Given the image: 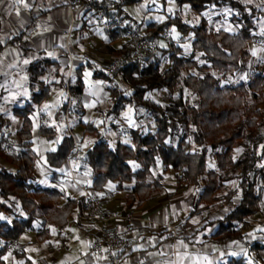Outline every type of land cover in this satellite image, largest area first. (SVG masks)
<instances>
[{
	"label": "trees",
	"instance_id": "1",
	"mask_svg": "<svg viewBox=\"0 0 264 264\" xmlns=\"http://www.w3.org/2000/svg\"><path fill=\"white\" fill-rule=\"evenodd\" d=\"M144 0H81L85 13L101 14L102 18L111 20V25L106 29L110 42H115L123 37L127 31L141 32L142 24L135 23L124 12L123 8L130 5H139ZM179 6L189 5L194 12L203 13L208 7L217 9L225 8L237 10L242 16H231L232 22L237 23L236 34L225 30H215L209 26L206 19L202 18L197 25H190L180 17L167 16L164 20L150 21L142 31L145 35L135 39V45L140 40L156 42L164 34H171L175 29L181 37L190 40L191 55L185 56L179 45L174 42L166 44V48L159 47L156 52L147 51L143 62L147 68L142 70V80L134 82L135 89L131 98L124 96L118 89L111 87L112 80L101 72H93L92 78H102L107 82L105 90L118 96L117 103L112 107L107 116H118L126 107L144 110L155 124V132L142 134L139 129L130 130L134 147H129L120 142L116 144L113 152L107 142L96 141L84 152L83 161L90 170V188L101 191L108 183H116L119 188L124 184H131L132 188L127 195L128 201L137 200L138 205L143 204L152 190H161L160 181H150L151 167L159 159L164 170L175 173L178 184H190L200 189L194 199L190 213L193 214L197 205L218 201L217 193L227 189V182L238 180V196L235 189L227 190L223 201L230 212L223 218L208 222L215 226L209 237L214 244L237 241L247 245L249 255H257L264 251V241L246 242L247 233L244 229L248 225L247 219L255 216L260 211V199L255 191L257 180L264 182V167L258 168L259 152L264 155V112L259 109L264 106V72L255 71L247 84L222 85L216 74H238L252 54L249 44L256 41L259 36L255 33L254 16H261L264 11L252 5L241 3L239 0H174ZM248 11L250 12V17ZM125 22L124 27L117 23ZM132 43V41H129ZM136 46L123 47L113 50L115 57L128 59ZM157 52L167 55L168 66L162 69L157 58ZM198 57L195 58V55ZM141 61L136 60L118 69L123 72L126 83L132 71L140 70ZM85 68L91 69V63H84L76 69L75 83L69 85L71 96L78 100L82 94L84 84L82 73ZM29 79L33 83L44 76L46 68L43 63H33L29 67ZM137 83L146 87H137ZM60 87L65 90L64 81L61 79ZM184 88L196 96L201 97L194 103L172 102L167 105L160 104L146 95L154 90H166L173 94L178 88ZM50 87L41 85L39 93H32L30 102L23 108H15L12 113L22 119L21 128L16 135L19 141L26 144V149L7 153L0 140V157L6 160L14 172L0 171V198L16 201L24 218H15L11 222H0V264H6L4 257L12 251L19 253L13 246L20 236L32 227L35 220H42L43 235L47 234L45 227H55L63 230L68 225L70 215L74 210H82V199L66 198L62 201V194L57 189L42 188L33 185L35 163L37 155L31 148L32 122L30 114L32 106L41 104L49 97ZM57 113L59 118L65 108L66 102ZM4 122V123H3ZM6 122L0 118V136ZM176 124L193 127L192 141L200 151L191 152V142L181 138L173 147L165 144V140L172 135ZM38 135L46 141H53L57 136L54 127L41 124ZM95 128L91 124L85 125L84 132L93 133ZM246 131L248 132L246 134ZM247 141L241 157L235 159L234 150ZM214 151L216 159L215 169H207L206 150ZM74 151V142L70 135H64L55 151L45 156L49 168H61ZM129 162L139 165L137 171H132ZM6 208L0 202V209ZM9 208H6V212ZM28 263V262H27ZM226 264H247L240 258H232ZM255 264H264L260 260Z\"/></svg>",
	"mask_w": 264,
	"mask_h": 264
},
{
	"label": "crops",
	"instance_id": "2",
	"mask_svg": "<svg viewBox=\"0 0 264 264\" xmlns=\"http://www.w3.org/2000/svg\"><path fill=\"white\" fill-rule=\"evenodd\" d=\"M78 1L2 0L0 2V118L6 122L3 128L4 134L0 137L4 142L5 151H9L7 153L15 152L17 148L26 149V144H22L16 135L21 128L22 119L16 117L12 110L27 105L30 102L31 94L41 91V85L49 86L50 94L41 104L33 105L30 114L32 122L30 142L36 155V145L41 143L44 146V141L39 139L40 136L37 131L39 125L52 126L51 120L57 122L59 126L65 125L64 118L62 119L65 110L59 118L56 116L62 109L61 106L66 102L65 97L61 99V104L55 110H51V115L42 109L45 104L51 105L49 101L54 95V90L63 89L59 85L60 82L56 83V80L62 79L66 84L61 77L60 69L68 63L70 54H80V46L85 45L89 48V59L96 60L99 58L104 65L115 57L112 51L120 48L117 45L124 44L121 39L110 42L106 34V29L111 25L110 19L102 18L100 13L86 14L85 7ZM161 1L164 3V0ZM254 5L264 8V1L256 0ZM216 10L219 11L218 15H224V10ZM142 11L145 15L155 16L157 13L160 15L154 7L148 6ZM164 13L165 10L162 15H167ZM211 13H213L212 9L208 8L204 15ZM147 23L142 24L141 31H144ZM117 24L120 27L125 26V22H118ZM236 27L233 25L218 30L236 34L238 32ZM131 32L133 30L127 31L123 37L131 36ZM105 38L109 43H105ZM69 39L71 43L65 50L61 45L68 43ZM257 43L255 42L254 45L257 46ZM52 52L56 53L55 58L49 54ZM25 60H28L29 63L25 64ZM36 62L45 65L46 71L43 77H55L51 83H47L41 78L33 83L30 82L28 70ZM72 63L76 65V69L84 64L81 61H72ZM64 70L67 69L64 68ZM81 79L83 82V73ZM69 82L72 83V80L69 79ZM93 92H97V89L92 88L85 92V87L83 88L81 96L76 100V105L70 107L69 123L72 124L74 116L84 122V119L89 115L85 105L94 103L97 99L96 96L92 95ZM102 93H108L105 87L102 89ZM98 95L102 99V94L98 93ZM93 111H95L94 108ZM33 121L37 125L36 128L33 126ZM73 128L74 125L70 127L71 131ZM82 128L84 132L85 126ZM65 131L68 132L66 127L61 129L62 137L65 135ZM58 144H56L55 150ZM81 149L82 147H79L80 154L77 158L69 163L67 160L61 168L52 169L42 164L38 169L35 163L33 185L41 187L39 183L42 180H49L54 184L52 188L61 192L62 201L68 197L77 198L79 195L69 182V173L72 172L78 180L83 182V177L78 173L79 169H85L80 160ZM49 152L52 151H48V148L45 147L43 150L45 156ZM5 162L7 161L5 160ZM87 170L89 177L90 170L88 168ZM165 172L167 173L168 170ZM173 175L175 178V173ZM161 178L163 180V174ZM108 184L101 191L96 192L100 200L102 214L105 217L132 214L135 217L133 221L110 219L105 223L94 225L82 218V210H74L65 229L45 227L47 235L41 233L42 220H35L34 222L39 223V228L30 233L27 230L20 236L13 248L19 253H23L24 261L29 264L32 262V264H47L46 261H49V264H106V249L102 248L100 252H96L93 247L99 241L102 230L107 229L116 230L122 238L129 242L128 249L122 251L124 264H209V262L210 264H226L232 258L240 257L246 262L244 253L247 252V245L245 243L232 241L214 244L208 240L216 227L207 223L223 218L230 212L231 208H227L225 205L224 210L216 211L211 208L214 202H201L191 214L192 203L197 198L191 194L192 185L178 184L175 180V188L168 192L161 183L163 186L161 190H152L147 200L138 205L137 200H127V195L132 188L130 184L122 188H119L116 183ZM53 230L57 234L56 240L61 242L54 247L50 246L46 240ZM248 230L249 226L244 229V233H247L246 242L264 241V233L258 237L250 236ZM31 234L36 239L33 242ZM44 242H46V246H44ZM180 242H183L185 246L181 247ZM172 251L175 253L172 254ZM263 253L264 251H259L257 255L251 256L261 258ZM205 257H207V261L204 260Z\"/></svg>",
	"mask_w": 264,
	"mask_h": 264
},
{
	"label": "rangeland",
	"instance_id": "3",
	"mask_svg": "<svg viewBox=\"0 0 264 264\" xmlns=\"http://www.w3.org/2000/svg\"><path fill=\"white\" fill-rule=\"evenodd\" d=\"M239 1L241 2V0H239ZM241 3L252 5L253 7H255L257 9L264 10V8H261V6L258 7L257 5L256 6L254 5L256 3V0H251V2H246V0H242ZM148 6L151 8L154 7L155 10L160 13V15L158 13L155 16L154 15H145L142 10L147 9ZM228 7L229 6L226 5V7L224 9L221 8L222 10H224V12H223L224 15H218L219 11L216 10L217 8L215 9V7H213V6L208 7L210 9H212L213 13L204 15V12L208 8H206V10L203 13L198 14L197 12H194L189 5L179 6L175 3L174 0H164V3L161 0H144L143 3H141L140 5L126 6L123 8V10L127 14V16L130 17L135 23L143 24V25L149 21L164 20L167 16H170V17L177 16V17H180L184 22H186L187 24H190V25H197V24H199L200 20L202 18H204L207 20L209 26H211L212 29H215V30L231 27L233 25L237 26L236 28H239L237 23L232 22V20H230L231 19L230 17L231 16L239 17L242 15H240V13L237 10H234V9L232 10V9H229ZM164 10H165L164 14H167V15H162ZM169 10H171V11H169ZM248 13L250 15L249 11H248ZM136 14H138L141 18L147 17V19H139V20L134 19V15H136ZM251 16L252 15H250V17ZM154 17H156V19H154ZM253 21H254L255 33L257 36H259V38L256 41H253L249 44L250 50L252 49L251 60L249 62H247V64L243 68V70H241L238 74H235V75L216 74V76L220 78V82L222 85H237V84H242V83L247 84L249 82V80L251 79V77L253 76L255 71L264 72V15L254 16ZM133 34H138V31H136L134 29L133 32H131V37L134 36ZM176 34L179 37L178 39H174L171 34L170 35L167 34L170 42H174L175 44L179 45L185 56H190L191 55L190 40L181 37L178 32H176ZM255 42H258L257 46L254 45ZM184 45L189 46L187 51L185 50ZM255 47L257 50L254 49ZM164 48H166V47H164ZM253 51H255L256 55H253ZM157 53H159V55H157V58H158L161 66H162V69L166 68L168 66L167 55H162L160 52H157ZM93 54L95 55V53H93ZM196 57H198V54L195 55V58ZM165 61H167V63H165ZM87 70H89V69L85 68V70L83 71V82H84L85 92H87L88 90L90 91L92 89V88H90V85H94L93 81H96L92 78V74H91L90 78L87 77V82H86V77H85L84 73ZM70 84L71 83L69 82V85ZM157 93L159 94V96L156 95ZM189 93L190 92L188 90L179 87L178 90L176 92H174L172 95L169 94L166 90H154V91L148 92L146 97L151 96V99H153L154 101H156L160 104H163V105H167V104H170L172 102H181L183 105L185 103H191L192 104L194 102H197L198 100H193L190 97ZM63 98H61L59 96L58 91H55L54 95L51 97L49 102L51 104H54L57 100H59L60 101L59 105H60L61 99H63ZM56 108H54L53 110H55ZM129 108L132 109L131 118H132L133 122L137 125H139L140 122L145 121L147 117H150L144 110L138 109L139 111H142L145 113V115H140V114H138V110L134 109L132 107H126V110L123 113H121L120 115H118L117 117H124V114L128 111ZM259 109H261V111L264 112V106H260ZM94 110L95 111H93V112L102 111V109H100L99 106L95 107ZM108 117H113V116H108ZM152 121H153V119H152ZM51 122H52V126L55 127L56 131H57V127H59L60 130L57 131V137L53 141L48 142V141H45L43 138L39 137V139H41V141H44L43 142L44 146H42V144L40 143V144L36 145V147H35V151L37 152V155H38V159L36 161V165H37L38 169L42 164H44L47 167V164L45 161V154L43 153L44 148L47 147L48 151H53V149L55 150L56 144H58L62 138L61 129H63V128H61L57 122H55L53 120H51ZM80 122H81V124H80ZM72 124L74 125V128L72 130L73 135L75 136L76 139H77V136L80 138L79 140H77V142H78V146L82 147V149H81L82 153H81V159L80 160H81V164L85 168V169H79L78 173L80 176L83 177V182L86 185H89L90 180L88 177V170H87L88 167L86 166V164L83 161L84 152L89 147L87 140L89 137H91L95 141L103 140V141L107 142L108 145H109V141L105 140L103 135H101L99 132H97V127L94 124H91L96 129V132L94 131L93 133L83 132L82 127L87 125V124H85L82 119H78L76 116L73 117ZM33 126H34V128H36V126H37V125H35V121H33ZM100 127L103 128L104 125L101 124ZM135 129H139V128L137 127ZM130 130H134V128L129 127L128 124H126V123L117 124V123L109 122L107 125V131L112 132V133H116V144L118 142L122 143L121 140H122L123 136L127 135L130 138L131 146L128 144H124V145H127L129 147H134V144L131 140ZM155 130L156 129H154V132H155ZM193 131H194V128L191 126L185 127V126L176 124L174 126V131L172 132V135L165 140V144L175 147L181 138H185L186 140L191 142V147H190L191 152L200 151V148L198 146H196L192 141V132ZM147 133H149V132H147ZM150 133H153V132H150ZM247 133L248 132L246 131V134ZM246 144H247V141H244L240 147H238L234 150L235 159L242 156ZM237 149H240L241 151L239 153H237V151H236ZM18 150H20V148L19 149L17 148L15 151H18ZM7 152H9V151H7ZM213 153H214V151L210 148H208L206 150L207 169H215V167H216V159L212 156ZM259 155H260V160L257 164V167L263 168L262 165H264V155L261 153V151L259 152ZM4 162H5V160L0 158V171L1 170H7V171H14L15 170V168L12 167L9 163H7V162L4 163ZM81 164H79V165H81ZM128 164H129L132 171H137L139 169V165L135 162H129ZM210 164L212 165V167H209ZM150 171H151V175H150L149 179L151 181H154V180L160 181V183H163L166 191H168V192L172 191L175 188V184H174L175 178L173 175L174 172L171 170H168V172L166 173L165 170H163V167H162L159 159H156V162L151 167ZM162 174H163V180L161 178ZM237 184H238L237 179L227 182V189L225 191L218 192L216 194L218 197V201L214 202L212 204L211 208H213L216 211L217 210H219V211L224 210L225 209V203L223 201V197L226 194L227 190H229V189H235L237 191L235 197H237L239 194ZM39 185L41 187H46V188L54 187L53 182H51L49 180H42L39 183ZM108 185H112V183H109ZM125 185H127V184H124L123 187ZM187 185H190V184H187ZM191 189H192V191H194L197 188H195L193 186ZM255 191L257 192V195L260 199V211L255 216L247 219V221H249V222H248V225L246 226V229L249 226V230L247 232H249V234H251L250 236L258 237V236H262L261 233H264V232L257 230V229L264 228V182L263 181L257 180L256 186H255ZM199 192H200V189H199ZM199 192L195 194V197H197ZM0 202H2L6 208H9V211H7V212H6V208H3V210L0 209V222H8L9 223L12 220H14L15 218H24L25 217L22 210L20 209L19 204L16 201H14L12 199L3 200L0 198ZM38 224L39 223L34 222L32 225V228H30L28 230V233L39 228ZM49 234H50V235H48L49 238L46 240H47V242H49L48 244L50 246L54 247L55 245L57 246V244L61 243V242H58L56 240L57 234L55 233V230ZM31 236L33 238L32 242L35 241L36 239L33 237L32 234H31ZM0 244H2V243H0ZM35 245H36V243H35ZM44 246H46V242H44ZM23 255H16L14 252L10 251L5 255L4 260H5L6 264H29L26 261H24ZM231 256L235 257L233 255H231ZM244 256H245L247 264H254L255 262H259L261 259L264 260V253L262 255L263 257H261V258L257 257V256H251V255H249L248 252H245ZM32 263H30V264H32ZM46 263L49 264V261H46Z\"/></svg>",
	"mask_w": 264,
	"mask_h": 264
},
{
	"label": "clouds",
	"instance_id": "4",
	"mask_svg": "<svg viewBox=\"0 0 264 264\" xmlns=\"http://www.w3.org/2000/svg\"><path fill=\"white\" fill-rule=\"evenodd\" d=\"M0 2H2V0H0ZM246 2H251V0H246ZM134 19H147V17L141 18L138 14L134 15ZM145 35L142 31L139 33L137 39L141 36ZM124 43H128L129 47H133L136 46L135 45V39L131 36H127V37H121L120 38ZM129 41H132V43H129ZM71 43V40H68V43L62 44L61 47H63L65 50H67L68 48V44ZM105 43H109L107 41V39L105 38ZM161 45H164V47H167L165 44L163 43H159L158 46L161 47ZM157 46L156 43L153 44H148L145 43L143 45H139L136 46V53L133 54L132 59L136 60L139 59L141 61V65H140V70H136V71H132L129 75V78L127 80V82H124V73L119 71L118 69L124 67V65L129 64V61L124 60L122 57L119 58L116 63L112 64L111 66L108 65H102V61H100L99 58H97L96 60H90L89 59V48L85 45H81L80 46V54H76V55H71L69 56V61L68 63L62 67L60 69L61 72V77L65 80V83L68 82L69 79L72 80L73 83H75V71H76V65H74L72 63V61H81L84 63H91L92 64V68L87 70L84 75L86 73H90L89 78L91 77V74L93 72H101V73H105L106 75L109 76V78L112 80V85L111 87L118 89L120 93H122L124 96H128L131 98L132 93L134 92V88L132 87V84L134 82H139L142 80V70L147 68V65L144 64L143 62V56L140 53V48L144 47V48H151L153 51H155V47ZM97 47H100L99 45H97ZM117 47H123V45H117ZM51 56H53V58H55L56 53L52 52L49 53ZM157 55H159V53H156ZM165 63H167V61H165ZM64 68H66L67 70L65 71ZM53 71H56L55 69H53ZM41 79H44L47 83H51V81L53 79H55V77L53 76H49V77H41ZM59 80H56V83H59ZM93 84L96 86L95 88L97 89V92H93L92 95L96 96L97 99L95 100L94 103H88L87 105H85V107L88 109L89 111V115L84 119V123L85 124H94L97 127V131L103 135L105 140L109 141V148L115 152L116 151V133H112L107 131V125L109 122L111 123H126L128 124L127 119H125V117H117V116H113V117H108L107 113L109 111H111L112 107L117 103L118 101V96H114L111 93H102V89L104 87H108V84L106 81H104L102 78H100L99 80L93 81ZM137 87H146V85L143 84H139L137 83ZM54 91H58L59 94H63V97H65L68 101H70V106L74 107L76 105V100L69 95L68 93H66L63 89H58V90H54ZM98 93L102 94V99L101 96L98 95ZM157 96H159V94H156ZM190 97L193 100H200L201 97L196 96L194 93H189ZM147 99H151V96H147ZM99 106L100 109H102V111H97V112H92V109ZM130 109V108H129ZM128 109V110H129ZM138 114L140 115H145L144 112L139 111L138 110ZM63 119V117H62ZM100 121L102 122L101 124L104 125L103 128L100 127L101 124H97L96 122ZM73 125L71 123L67 124V125H63L61 124L60 127L64 128V127H72ZM129 126V124H128ZM131 128H139V131L143 134H147V132H153L154 134V129H155V124L153 123L151 117H147L145 121H142L139 123V125L137 124H133L132 126H129ZM65 135H70V133L68 132H64ZM80 138L77 136V140H79ZM96 141L89 137L87 140L88 146L91 147ZM121 142L123 144H128L131 146V142H130V138L129 136L125 135L123 136ZM199 192V189H195L194 191L191 192V194L195 195L196 193ZM196 223H199V221H196ZM203 226V225H201Z\"/></svg>",
	"mask_w": 264,
	"mask_h": 264
},
{
	"label": "built area",
	"instance_id": "5",
	"mask_svg": "<svg viewBox=\"0 0 264 264\" xmlns=\"http://www.w3.org/2000/svg\"><path fill=\"white\" fill-rule=\"evenodd\" d=\"M84 1L90 2L91 0H84ZM78 3H81V0H79ZM133 35H134L133 36L134 38H137L139 33L133 34ZM169 42L170 40L167 34H164L160 40L153 42L157 44V46L155 47V51H153L151 48L141 47L140 53L144 57L147 51L156 52L159 48L158 46L159 43H163L166 45V44H169ZM145 43L153 44L152 42H149L147 40H140L138 41L136 46L143 45ZM135 53H136V48L133 54ZM133 54L128 59H124V60L129 61L130 63L136 60H139V59L133 60L132 59ZM119 58L121 57H114L110 59L109 61H107L104 65L111 66L112 64L116 63V61ZM65 92L71 95L69 91V80L65 84ZM70 107H71L70 101L66 99V108L63 114L65 125L69 124ZM66 129L68 133H70V137L72 138L74 142V151L67 161V163H69L71 160L79 156L80 151H79L77 139L73 135L70 127H66ZM0 140H1V137H0ZM69 182L73 186V188L77 191L79 195L78 197L82 199L81 216L84 220L89 221L93 223L94 225H98L100 223H105L110 219H119V220H123L126 222H131L135 219V217L132 214H121V215L105 217L101 212L100 200L98 198V195L96 194L95 191H93L90 188L89 185H86L84 182H81L80 180H78L72 172L69 173ZM128 247H129V242L126 239L122 238L121 235L116 230L106 229V230H102L101 237L99 241L94 245L93 250L96 252H100L102 248L106 249V256H107L106 264H124V262L122 261V257H123L122 251L128 249ZM174 253L175 251H172V254Z\"/></svg>",
	"mask_w": 264,
	"mask_h": 264
},
{
	"label": "snow or ice",
	"instance_id": "6",
	"mask_svg": "<svg viewBox=\"0 0 264 264\" xmlns=\"http://www.w3.org/2000/svg\"><path fill=\"white\" fill-rule=\"evenodd\" d=\"M169 11H171V10H169ZM171 35H172V37H173L174 39H178V38H179L178 35L176 34L175 29H172V30H171ZM161 47H164V45H161ZM184 48H185V50L187 51L188 48H189V46H188V45H184ZM253 55H256L255 51H253ZM24 63L27 64V63H29V61H28V60H25ZM89 76H90V73H86V74H85L86 82H87V77H89ZM95 87H96L95 85H90V88H95ZM25 95H27V93H25ZM59 96H60L61 98H63V94H62V93L59 94ZM59 103H60V101L57 100L54 104H51V105H49V104H45V105L43 106L42 111L48 112V114L51 115V110L54 109V108H56V107H58ZM131 113H132V109L130 108V109L124 114V117H125V119H127L129 126H132V125L134 124V122H133V120H132V118H131ZM96 123H97V124H101L102 122L97 121ZM59 130H60V128L57 127V131H59ZM53 150H54V149H53ZM236 151H237V153H239L241 150H240V149H237ZM209 167H212V165L210 164ZM262 167H264V165H262ZM61 171H63V170H61ZM110 187H111V186H110ZM194 223H195V221H194ZM257 230H258V231H261V232H264V228L257 229ZM53 231H54V230H53ZM249 235H251V234H249ZM180 246H181V247H184L185 245L183 244V242H180ZM33 251H34V250H33ZM204 260L207 261V257H205ZM209 264H210V262H209Z\"/></svg>",
	"mask_w": 264,
	"mask_h": 264
}]
</instances>
